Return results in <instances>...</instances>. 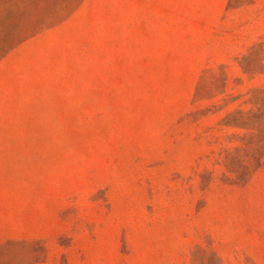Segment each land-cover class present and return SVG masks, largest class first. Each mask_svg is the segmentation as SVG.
Here are the masks:
<instances>
[{"label": "rangeland", "instance_id": "rangeland-1", "mask_svg": "<svg viewBox=\"0 0 264 264\" xmlns=\"http://www.w3.org/2000/svg\"><path fill=\"white\" fill-rule=\"evenodd\" d=\"M0 264H264V0H0Z\"/></svg>", "mask_w": 264, "mask_h": 264}]
</instances>
